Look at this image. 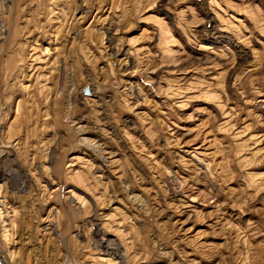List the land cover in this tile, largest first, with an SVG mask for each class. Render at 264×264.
Here are the masks:
<instances>
[{
	"label": "rangeland",
	"instance_id": "obj_1",
	"mask_svg": "<svg viewBox=\"0 0 264 264\" xmlns=\"http://www.w3.org/2000/svg\"><path fill=\"white\" fill-rule=\"evenodd\" d=\"M0 259L264 264V0H0Z\"/></svg>",
	"mask_w": 264,
	"mask_h": 264
},
{
	"label": "water",
	"instance_id": "obj_2",
	"mask_svg": "<svg viewBox=\"0 0 264 264\" xmlns=\"http://www.w3.org/2000/svg\"><path fill=\"white\" fill-rule=\"evenodd\" d=\"M0 264H3L2 261H1V259H0Z\"/></svg>",
	"mask_w": 264,
	"mask_h": 264
},
{
	"label": "bare ground",
	"instance_id": "obj_3",
	"mask_svg": "<svg viewBox=\"0 0 264 264\" xmlns=\"http://www.w3.org/2000/svg\"><path fill=\"white\" fill-rule=\"evenodd\" d=\"M111 252H113V251H111ZM113 254V253H112Z\"/></svg>",
	"mask_w": 264,
	"mask_h": 264
}]
</instances>
